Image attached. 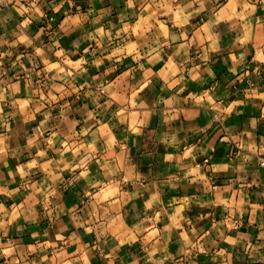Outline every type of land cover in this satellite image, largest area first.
I'll return each instance as SVG.
<instances>
[{
    "label": "crops",
    "instance_id": "1",
    "mask_svg": "<svg viewBox=\"0 0 264 264\" xmlns=\"http://www.w3.org/2000/svg\"><path fill=\"white\" fill-rule=\"evenodd\" d=\"M261 162L264 1L0 0V264H264Z\"/></svg>",
    "mask_w": 264,
    "mask_h": 264
},
{
    "label": "built area",
    "instance_id": "2",
    "mask_svg": "<svg viewBox=\"0 0 264 264\" xmlns=\"http://www.w3.org/2000/svg\"><path fill=\"white\" fill-rule=\"evenodd\" d=\"M260 2H262V1H264V0H259ZM213 120L214 121H217V120H219V117L217 116V115H214L213 116ZM260 164H264V162H261Z\"/></svg>",
    "mask_w": 264,
    "mask_h": 264
},
{
    "label": "rangeland",
    "instance_id": "3",
    "mask_svg": "<svg viewBox=\"0 0 264 264\" xmlns=\"http://www.w3.org/2000/svg\"><path fill=\"white\" fill-rule=\"evenodd\" d=\"M259 1V0H258Z\"/></svg>",
    "mask_w": 264,
    "mask_h": 264
}]
</instances>
